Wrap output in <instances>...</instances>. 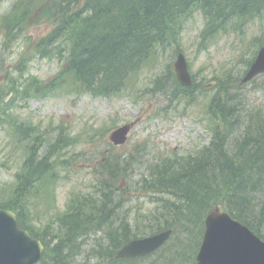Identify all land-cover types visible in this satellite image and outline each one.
Wrapping results in <instances>:
<instances>
[{
  "label": "trees",
  "instance_id": "obj_1",
  "mask_svg": "<svg viewBox=\"0 0 264 264\" xmlns=\"http://www.w3.org/2000/svg\"><path fill=\"white\" fill-rule=\"evenodd\" d=\"M53 1H59L55 10L60 16L57 15L50 32L36 42L34 50L40 58L62 60L63 66L59 74L49 80L34 75L27 77L20 85L24 97L45 96L64 85L95 96L119 92L127 78L158 47L166 48L172 40L178 42L180 31L195 10L206 18L202 33L205 40L209 39L207 36L229 29L244 31L243 20L264 12V0ZM32 2L35 0H18L4 15L2 27L11 29L12 22L22 24L35 8ZM229 82L226 78L218 84V93L210 106L214 122L210 144L187 160L183 158L181 164L175 157L158 158L149 167L151 178L138 179L139 192L146 190L167 196L160 199L163 202L162 223L142 227H148L147 231L140 230L137 225V229L133 227L134 220L113 204L117 194L123 198L117 184L124 171L123 164L117 163L119 173L116 175L115 170H106L109 163L101 173L108 172L113 177L102 178L98 196L87 194L83 197L84 203H79L77 200L81 198L74 196L73 204L59 221L64 235L53 248L45 242L47 253L41 264H68L88 244V240L81 241V238L87 237L92 230H101L103 225L107 226L106 238L93 249L103 258L101 264L104 261L107 264H149L147 261L152 257L157 264H195L199 242L191 237L193 225L203 224L207 210L217 205L224 206L264 239V113L252 115L257 116V122L244 126L234 140L235 133L246 123L242 114L245 106L240 98L236 99L238 94L231 93ZM195 88L196 84L182 87L177 83V90L184 98L190 97ZM34 135V150L26 160L27 169L23 174L28 184L29 180L38 182L42 171L49 166L47 156L41 158L37 152L42 146L39 140L44 135H37L36 130ZM66 140L60 136L56 144ZM128 162L123 160L124 165ZM17 213L20 225L39 237L29 226L26 215L19 210ZM168 227H174L176 233L165 248L144 258H117V250L131 239ZM49 250L53 252L50 256Z\"/></svg>",
  "mask_w": 264,
  "mask_h": 264
},
{
  "label": "rangeland",
  "instance_id": "obj_2",
  "mask_svg": "<svg viewBox=\"0 0 264 264\" xmlns=\"http://www.w3.org/2000/svg\"><path fill=\"white\" fill-rule=\"evenodd\" d=\"M17 1L1 0L0 18L8 14ZM52 1L32 2L35 10L23 24L12 22L11 29L0 24V205L15 207L16 212L19 210L26 215L34 233L53 248L64 235L59 221L72 204V192L79 194V203L85 202L83 197L87 194L98 196L101 178L113 177L108 173L112 170L117 175V163L123 164L120 159L130 156L131 163L123 164L124 171L118 177L123 198L117 194L113 204L119 206L123 213L127 212L128 217L134 220L135 229L137 225L140 230L147 231L148 227H142L157 225L164 220L160 199L167 196L146 190L139 192L138 179L151 178L149 167L156 163L157 158L175 157L181 164L183 158L187 160L209 142L214 124L209 108L211 97L216 92L215 83L230 70L236 76L240 75L244 68L243 58L252 55L259 42L264 46V12L243 20L244 31L212 37L208 45L201 37L205 19L197 12L185 22L174 49L169 48L164 54L161 51L159 56L153 54L140 71L129 77L123 91L111 98L92 97L64 86L45 98L22 100L20 85L27 77L34 75L45 80L60 69L57 62L40 58L34 50L36 40L52 28L59 14L55 10L59 1ZM177 49L184 51L190 72L197 76L200 84H204L202 89L205 92L181 98L174 97L172 83L150 85L152 78L163 74L169 76V69L174 71L171 64L180 51L175 54ZM242 95L251 107L264 110V89L254 88V83L248 84ZM3 112L10 115V122H6ZM246 119L247 122L235 133L234 140L250 123L247 113ZM14 120H18L15 125L12 124ZM125 124L133 125L128 140L116 145L112 133ZM18 125L19 129L36 127L45 134L39 140L42 146L38 154L42 152L45 155L51 140L60 133L73 142L71 146L65 143L66 154L62 151L57 154L56 174L54 163L50 162L38 182H25L27 179L23 174L27 169L26 160L34 150L32 137L35 135L20 136ZM60 155L74 157L68 168L60 165ZM55 156L56 152L51 160ZM105 165H108V172L101 173ZM106 227L103 225L99 228L101 230H92L87 237L81 238V241L88 240V244L68 264H101L99 262L103 258L93 249L95 244L105 240ZM52 254L49 250L48 255ZM147 262L153 264L156 260L152 257ZM103 264L107 263L104 261Z\"/></svg>",
  "mask_w": 264,
  "mask_h": 264
},
{
  "label": "water",
  "instance_id": "obj_3",
  "mask_svg": "<svg viewBox=\"0 0 264 264\" xmlns=\"http://www.w3.org/2000/svg\"><path fill=\"white\" fill-rule=\"evenodd\" d=\"M176 66L182 82L190 84L183 58ZM254 68L252 74L264 69V49ZM124 130L126 128L121 132ZM206 225L198 264H264V242L247 226L233 220L227 213H221L219 208L209 213ZM171 232L132 240L119 250L118 257L149 254L164 244ZM43 249L40 240L19 228L17 216L12 211L0 210V264H35Z\"/></svg>",
  "mask_w": 264,
  "mask_h": 264
}]
</instances>
